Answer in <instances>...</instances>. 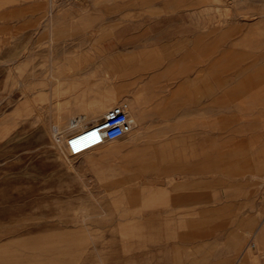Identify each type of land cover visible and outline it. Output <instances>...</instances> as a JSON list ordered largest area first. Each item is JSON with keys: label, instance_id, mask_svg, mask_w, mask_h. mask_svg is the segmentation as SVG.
Returning a JSON list of instances; mask_svg holds the SVG:
<instances>
[{"label": "rangeland", "instance_id": "1", "mask_svg": "<svg viewBox=\"0 0 264 264\" xmlns=\"http://www.w3.org/2000/svg\"><path fill=\"white\" fill-rule=\"evenodd\" d=\"M81 3L128 21L89 22ZM212 44L236 54L210 76L225 91L209 95L207 115L194 97L184 169L157 172L164 157L149 149L143 166L128 162L130 133L106 141L100 150L129 144L97 167L67 161L55 134L81 129L67 126L88 109L81 86L105 100L100 121L127 96L137 57L180 49L203 73L222 54ZM255 73L264 11L252 0H0V264H264V86L244 103L252 91H235L264 79ZM168 126L179 136L190 128ZM238 144L239 155L217 153ZM206 153L208 165L191 162ZM160 178L165 193L151 197Z\"/></svg>", "mask_w": 264, "mask_h": 264}, {"label": "crops", "instance_id": "2", "mask_svg": "<svg viewBox=\"0 0 264 264\" xmlns=\"http://www.w3.org/2000/svg\"><path fill=\"white\" fill-rule=\"evenodd\" d=\"M260 11H264V0H252V12L257 13ZM81 17L89 22L99 24H101L102 21L108 22L114 19L115 21L117 20L119 24L128 21V14L126 13H120L117 17L109 15H91L90 7H87L84 3H81ZM200 34H202V32ZM198 41L199 44L203 42L202 39H198ZM211 43H215V40L212 39ZM204 46L207 50V46L209 45L206 42ZM213 46L215 49L218 44H214ZM215 50L222 52V54L218 57H214L216 55L213 53L209 59L210 62L206 66L207 70L203 73L194 71L193 65L190 63V66L186 65L185 53L180 51V49L176 51L175 57H171L172 54L169 56L164 54L159 59H155L151 57V53L140 58L137 57L134 66V68H136L135 71L128 72L130 75H128L126 81H122L123 84H127V96L121 99H117L119 97H115L113 94L108 96V98H110L109 100L117 99L116 101L118 104L127 105L129 115L131 116L130 120L133 123L132 125H134L133 137L136 140L129 151L135 152L140 149H149L152 151V155L159 156V158L164 157L163 162H160V166L156 167L155 165L156 171L159 173L169 174L177 168L184 169L186 164L190 162L186 158L187 153L184 151L186 149L185 145H180L179 140L192 138L191 124L193 123L194 97L198 100L197 106L200 109V113L207 115L209 112V95L216 91H225L222 80H220L222 87H216L214 84L210 83V76H214L215 72L219 71V67L223 70L227 61L235 58L234 55L236 53L233 51L224 52L222 51L223 49ZM199 65L200 64L197 63L196 67H199ZM201 69L202 67L198 70ZM263 75L264 73H255L254 76ZM262 86H264V79H259L254 86L252 85V89H243V87L237 86L238 88L235 89V91H252V95H244L243 98H238L236 95V98L244 103L247 101L246 98L252 99V96L257 94L260 95V97H258V99H260L261 94H263V90L260 88ZM122 90H125V87H122ZM79 91V96L86 102L88 109L86 110L87 112L83 110L76 114L82 116L83 119L85 118L84 121L90 123L93 117L97 115V111L94 109L96 107H107V105L104 99H101L99 101L100 103H98L91 89H84L81 86ZM106 95L107 93L104 92V97L107 98ZM221 97L225 99L224 94H222ZM221 106V109H223L222 104ZM90 111L92 113H90ZM82 113H84V115ZM91 114L92 116H90ZM169 123H183L186 127L187 124H190V128H188V130L185 128V136L176 135L175 132L169 135L168 133L173 129L168 126ZM142 144H144V146H140ZM241 147V144H238L234 148L219 151L217 153L223 155L224 153H229L235 156L236 154L239 155V149ZM180 149L184 150L180 151ZM208 155L209 153H206V155H204L205 158H198L191 162L208 165V160L206 159ZM171 156L176 158L170 161L167 158ZM232 163L233 164L227 162L222 165H229L234 170L241 168L239 163ZM167 180L168 179L160 178V187L158 188L160 191L158 195H152L151 197L164 195L165 191L162 189L161 185ZM169 181L172 182V180Z\"/></svg>", "mask_w": 264, "mask_h": 264}, {"label": "built area", "instance_id": "3", "mask_svg": "<svg viewBox=\"0 0 264 264\" xmlns=\"http://www.w3.org/2000/svg\"><path fill=\"white\" fill-rule=\"evenodd\" d=\"M132 129L133 125L127 111L123 106L116 105L109 109L102 120L70 133L67 146L71 152L78 153L84 148L122 137Z\"/></svg>", "mask_w": 264, "mask_h": 264}, {"label": "bare ground", "instance_id": "4", "mask_svg": "<svg viewBox=\"0 0 264 264\" xmlns=\"http://www.w3.org/2000/svg\"><path fill=\"white\" fill-rule=\"evenodd\" d=\"M148 95V94H147ZM150 98V97H149ZM148 104V103H147ZM118 106H123L124 108H125V110L127 111V113H128V115H129V111H128V109H127V105L126 104H118ZM89 107H91V106H89ZM105 108H107V107H105ZM93 109V108H92ZM110 109V108H109ZM147 109V108H146ZM95 110V109H94ZM102 110V109H101ZM104 110V109H103ZM107 110V109H106ZM86 111V110H85ZM84 111V112H85ZM108 111V110H107ZM87 112V111H86ZM90 113H92L91 111H90ZM108 112H106V114H107ZM147 113V112H146ZM83 115H84V113H82ZM98 114L99 113H97V115H95L94 117H93V120H92V118H91V122L92 123H94V122H98L99 120V117H98ZM76 115V114H75ZM89 115V114H88ZM147 115V114H146ZM87 116V115H86ZM90 116H92V114L90 115ZM90 116H89V119H90ZM100 116H101V114H100ZM82 116H75V117H71L72 118V120L70 121V122H68V121H66V122H68V124H67V126L69 127V123H70V127H74V128H81V129H83V128H85V127H87L88 125H90V124H92V123H89V124H87L88 123V121H87V123H86V121H82V118H81ZM102 117V116H101ZM129 117L131 118V116L129 115ZM87 118V117H86ZM85 119V118H84ZM63 120V119H62ZM80 123H82L81 125H80ZM62 123H59V124H57V125H61ZM65 124V123H64ZM133 124V123H132ZM136 124V123H135ZM146 124V123H145ZM52 125V124H51ZM134 126V125H133ZM145 128V127H144ZM52 129V128H51ZM55 129H56V127H55ZM54 129V130H55ZM57 132V131H56ZM58 132H60V130L58 131ZM56 133L55 134V136H56V138H57V141H59V144L58 145H62V146H65L66 147V154H67V157H66V159H67V161L74 167V168H76V169H80V168H83V167H97V166H99L100 165V163L102 162V161H104L106 158H108L110 155H113V154H117V153H120L121 152V149L125 146V143H127V142H125V143H123L122 144V146L119 148V147H117V148H115V149H107V150H104V148L102 149V150H100L103 146H104V144L106 143V141L104 142V143H102V144H100V145H97V146H92V147H87V148H84V149H82L80 152H78V153H73V152H71L70 150H69V148H68V146H67V139H69L68 138V135L67 136H62V137H60V140H58V135H59V133ZM130 134H133V129H132V131H130L129 132ZM126 135V134H125ZM125 135H123V136H125ZM122 136V137H123ZM116 139H118V138H116ZM113 140H115V139H113ZM110 141V140H109ZM129 143L131 142V143H134V142H136V140L133 138V139H130L129 138ZM82 142L80 141V144H81ZM129 143H127V144H129ZM61 146V147H62ZM65 147H64V149H65ZM56 148V147H55ZM62 150V149H61ZM99 150V151H98ZM63 152V151H62ZM61 152V153H62ZM149 153H145V152H141L140 150H136L135 152H133L132 154H130V156H128V157H126V160L128 161V162H130V161H133V162H138V163H140L141 164V166H143V164L147 161L146 160V157H147V155H148ZM76 158H78V160L77 161H75V159ZM126 175V174H125ZM122 181V180H121Z\"/></svg>", "mask_w": 264, "mask_h": 264}]
</instances>
